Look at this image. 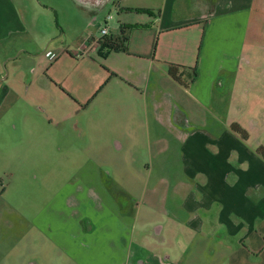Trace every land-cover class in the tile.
<instances>
[{
    "label": "rangeland",
    "instance_id": "obj_1",
    "mask_svg": "<svg viewBox=\"0 0 264 264\" xmlns=\"http://www.w3.org/2000/svg\"><path fill=\"white\" fill-rule=\"evenodd\" d=\"M14 1L29 26L14 28L8 36L9 25L0 17V264H73L33 227V218L64 182L77 179L81 167L91 165L103 169L111 194L133 204L134 243L144 257L156 261L166 255L167 264H237L229 262L234 252L218 242L220 235H198L178 221L171 191L180 173L179 143L150 107L155 82L147 88L121 82L110 67L121 66V61L105 62L79 50L89 34L100 31L87 23L92 4ZM261 6L253 24L256 34L244 50L250 65L225 86L223 97L232 103L226 113L245 132L246 144H240L248 151L264 149V1ZM106 12L114 19L107 25L114 31L117 14L112 6ZM127 32L135 38L144 34ZM127 59V64L138 63ZM160 80L161 90L175 96L174 104L188 110L189 122L199 124L188 95L167 78ZM183 80L187 85L189 79ZM75 121L82 134L73 132ZM258 192L264 196L263 189ZM155 227L162 229L160 239L152 236ZM242 253L240 264H264L257 252L251 258Z\"/></svg>",
    "mask_w": 264,
    "mask_h": 264
},
{
    "label": "crops",
    "instance_id": "obj_2",
    "mask_svg": "<svg viewBox=\"0 0 264 264\" xmlns=\"http://www.w3.org/2000/svg\"><path fill=\"white\" fill-rule=\"evenodd\" d=\"M86 1L92 4L91 7L97 5L103 16L94 19L87 11L90 18L87 23L96 25L99 30L107 26L108 21L104 25V19L110 15L106 12L108 6H112L117 18L115 30H110L109 36L113 40L128 38L125 52L106 54L104 48L90 54L105 62L121 61V66H110L114 73L121 75V82L141 83L146 88L155 82L150 107L156 121L164 124L179 143L180 173L171 191L177 200L174 212L178 221L186 222L198 235H220L222 238L218 242L234 252L231 263L240 264L244 251V258L257 252L264 260V196L258 192L264 190V162L256 151L262 147L257 146L251 151L243 148L240 143L246 144L248 138L243 140L230 130L232 124L226 105L232 103L223 98L225 86L230 81H237L244 66L250 65L244 50L253 33L256 34L253 24L261 15L264 0ZM17 8L14 0H0V17H5L9 25L5 28L8 36L14 28L29 26L21 19ZM131 26L140 27L133 31H142L143 36L135 38L133 32H127ZM97 36L89 34L79 50L88 39ZM125 58L128 61L136 59L138 63L127 64L123 61ZM169 65L177 67L176 74L180 73L182 84H185L183 78L189 68H197V77L184 87L168 76ZM133 76H136L135 80H132ZM29 77L26 73L25 79ZM161 77L188 95L201 117L199 124L189 122L188 110L174 104L172 92L161 90ZM151 78H154L153 82ZM176 112L185 118L186 127L174 120ZM89 168L81 167L78 180L74 184L68 181L62 190L65 196L56 192L34 217L37 231L44 232L43 222L49 219L51 232L46 235L73 264H134L142 261L167 264L169 257L166 255L156 261L143 256L134 243L133 204L121 209L118 194H111L104 185L100 166ZM165 170L169 172V166ZM80 224H84L83 232ZM62 227L67 231H62ZM161 231L157 238L152 232L153 238L160 239Z\"/></svg>",
    "mask_w": 264,
    "mask_h": 264
},
{
    "label": "flooded vegetation",
    "instance_id": "obj_3",
    "mask_svg": "<svg viewBox=\"0 0 264 264\" xmlns=\"http://www.w3.org/2000/svg\"><path fill=\"white\" fill-rule=\"evenodd\" d=\"M97 5H94L93 4V6L91 7V10H92V12L94 13V12H97V15H92V17L94 18V19H98V18H100L101 16H100V14L101 13H99V12H101L97 7H96ZM91 12V13H92ZM111 40H113L112 39V37H109ZM116 40V39H115ZM104 41H105V37L103 38V39H101L100 41H98V42H96V43H94V42H92V41H87L86 43H84V45L88 48V49H90V51L91 52H96V53H98L99 51H100V49H101V47H102V44L104 43ZM30 69V68H29ZM26 71V73H28L29 71L28 70H25ZM174 117H175V121L178 123L179 122V125H181L182 127H186L187 126V123H185L184 122V120H185V118L182 116V114L181 113H178V112H176V113H174ZM81 123L79 122V121H75L74 123H72L71 124V128H72V130H73V132L75 133V134H82L81 133ZM76 131V132H75ZM103 169H100V173H101V178L103 179V173H104V171H102ZM79 173V172H78ZM78 180V177H77V179H75V180H73V181H70L71 183H75L76 181ZM69 181V180H68ZM67 181V182H68ZM67 182H64L63 183V185L56 191V192H60V195L61 196H65V193H63L62 192V190L65 188V186H66V184H67ZM53 198V197H52ZM51 198V199H52ZM51 199L49 200V202L51 201ZM117 200H118V202L120 203V207H121V209H123L124 207H126L128 204H130V202L128 201V200H124V201H122L121 199H118V197H117ZM46 205L47 204H45L44 205V207L41 209V210H43L45 207H46ZM63 207V206H62ZM41 210L40 211H38L36 214H35V217L36 216H38L40 213H41ZM34 219V218H33ZM34 225V224H33ZM32 225V226H33ZM43 225L44 226H42V230L44 231V232H42V234H44V235H46V233H49V232H51V227H50V220L48 219V220H45L44 222H43ZM35 226V225H34ZM33 226V227H34ZM36 228V227H35ZM79 228L81 229V231L83 232V228H84V224H80L79 225ZM61 230L62 231H67V228L66 227H62L61 228ZM82 240V239H81ZM134 264H148V263H145V262H139V263H134Z\"/></svg>",
    "mask_w": 264,
    "mask_h": 264
},
{
    "label": "trees",
    "instance_id": "obj_4",
    "mask_svg": "<svg viewBox=\"0 0 264 264\" xmlns=\"http://www.w3.org/2000/svg\"><path fill=\"white\" fill-rule=\"evenodd\" d=\"M140 28V27H138ZM136 26H131L129 27L127 30L128 31H133V30H139ZM121 34H123V30L121 31ZM110 36H106L105 37V41L102 44V47L100 49L103 50L104 48H106V54L110 53V52H125L126 51V42L128 41V38H122L120 40H111L109 38ZM99 51V52H100ZM102 57L105 56V54L101 55ZM177 68V67H176ZM176 68L174 66H168L167 67V74L168 76L175 81L176 83H179L180 85L187 87L186 84H182L180 81V73L177 75L176 74ZM179 69L184 70L183 67H178ZM189 71H186V76L189 79V84L193 83L194 79L197 77V68L196 67H192L188 69ZM230 130L232 131V133L236 134L238 137H240L241 139L245 140L246 139V134L245 132L237 125L233 124L230 126ZM257 153L264 159V149L263 148H258L257 149Z\"/></svg>",
    "mask_w": 264,
    "mask_h": 264
},
{
    "label": "built area",
    "instance_id": "obj_5",
    "mask_svg": "<svg viewBox=\"0 0 264 264\" xmlns=\"http://www.w3.org/2000/svg\"><path fill=\"white\" fill-rule=\"evenodd\" d=\"M109 20H111V16L110 15H108L104 19V21H105L104 25H106V22L109 21ZM109 33H110V29L107 26H104L103 28L100 29L99 34H98L97 37H93L91 39H88V41L90 40V41L96 43V42L100 41L101 39H103L104 37L109 36ZM80 51L81 52H89V53H91L90 49H88L85 45H83V47H82V49H80Z\"/></svg>",
    "mask_w": 264,
    "mask_h": 264
},
{
    "label": "water",
    "instance_id": "obj_6",
    "mask_svg": "<svg viewBox=\"0 0 264 264\" xmlns=\"http://www.w3.org/2000/svg\"><path fill=\"white\" fill-rule=\"evenodd\" d=\"M160 229H161V227H155L154 229H153V235H154V237H159L160 236ZM164 261H167L166 259H163Z\"/></svg>",
    "mask_w": 264,
    "mask_h": 264
}]
</instances>
